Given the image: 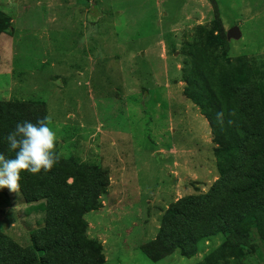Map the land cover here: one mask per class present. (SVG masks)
Instances as JSON below:
<instances>
[{
	"label": "rangeland",
	"instance_id": "1",
	"mask_svg": "<svg viewBox=\"0 0 264 264\" xmlns=\"http://www.w3.org/2000/svg\"><path fill=\"white\" fill-rule=\"evenodd\" d=\"M0 11V102L43 103L60 158L108 178L84 217L103 264H199L222 245L157 239L167 209L218 177L209 125L183 94V46L220 26L234 82L259 85L264 112V0H0ZM28 207L0 189V233L21 247L43 226ZM258 251H225V262L264 264Z\"/></svg>",
	"mask_w": 264,
	"mask_h": 264
},
{
	"label": "trees",
	"instance_id": "2",
	"mask_svg": "<svg viewBox=\"0 0 264 264\" xmlns=\"http://www.w3.org/2000/svg\"><path fill=\"white\" fill-rule=\"evenodd\" d=\"M0 11V34L8 26ZM197 28L183 46V94L207 121L216 146L217 180L205 194L187 196L167 209L157 239L185 232L178 242L196 246L221 235L224 243L199 264H226L224 252L239 249L264 253V112L257 84L234 82L226 36ZM220 50V52H219ZM225 122L218 124L216 113ZM45 117L40 102H0V149L10 152L6 135L16 123ZM228 121H231L229 123ZM108 186L100 169L78 160L59 159L51 171L21 173L19 196L28 214H43V226L21 247L0 233V264H103L101 247L87 237L85 215L96 210ZM241 253V252H240ZM260 254V251H258ZM235 260V258L233 257Z\"/></svg>",
	"mask_w": 264,
	"mask_h": 264
},
{
	"label": "clouds",
	"instance_id": "3",
	"mask_svg": "<svg viewBox=\"0 0 264 264\" xmlns=\"http://www.w3.org/2000/svg\"><path fill=\"white\" fill-rule=\"evenodd\" d=\"M216 121L218 124L225 122L223 111L216 113ZM52 125L51 116H45L36 123L24 120L16 123L15 128L6 135L8 149L15 155L7 158L0 153V189L6 188L15 193L20 187L21 173H47L59 162L57 133Z\"/></svg>",
	"mask_w": 264,
	"mask_h": 264
},
{
	"label": "water",
	"instance_id": "4",
	"mask_svg": "<svg viewBox=\"0 0 264 264\" xmlns=\"http://www.w3.org/2000/svg\"><path fill=\"white\" fill-rule=\"evenodd\" d=\"M229 38H238L239 37V32L237 28H232L231 30L228 31L227 33Z\"/></svg>",
	"mask_w": 264,
	"mask_h": 264
}]
</instances>
